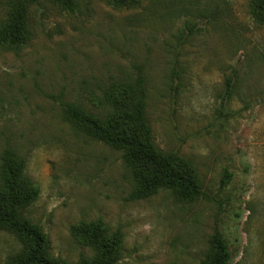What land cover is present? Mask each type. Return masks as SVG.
<instances>
[{
  "label": "rangeland",
  "instance_id": "374dc122",
  "mask_svg": "<svg viewBox=\"0 0 264 264\" xmlns=\"http://www.w3.org/2000/svg\"><path fill=\"white\" fill-rule=\"evenodd\" d=\"M20 3L28 40L0 43V172L6 150L26 161L40 195L24 217L50 255L94 261L92 228L120 251L115 264H204L218 230L232 264H264V12L254 0H75L73 10L0 0V31ZM138 74L155 145L204 196L135 197L122 153L67 119L71 104L108 120L102 93ZM21 250L0 230V264Z\"/></svg>",
  "mask_w": 264,
  "mask_h": 264
},
{
  "label": "trees",
  "instance_id": "16d2710c",
  "mask_svg": "<svg viewBox=\"0 0 264 264\" xmlns=\"http://www.w3.org/2000/svg\"><path fill=\"white\" fill-rule=\"evenodd\" d=\"M64 10H73L75 0H54ZM125 3V0H117ZM264 12V0H254ZM27 5L14 6L7 22L0 31V43L25 45L27 37ZM117 87V85H119ZM147 82L137 75L129 82H119L102 93V102L111 110L109 119L102 120L77 106L64 107L67 119L92 137L120 151L132 173L137 198L154 193L158 189L182 192L193 197L205 195L202 185L175 171V156L164 153L155 145L146 120ZM227 87L231 88L230 79ZM230 91V90H228ZM26 161L6 150L1 159L0 172V230L14 234L22 245L21 253L12 264H66L49 253L46 234L40 226L29 222L24 211L39 197V188L25 176ZM90 242L96 256L94 261L82 260L78 264H115L120 251L110 245L111 238L96 237L88 228ZM214 251L204 264H232L233 257L228 238L216 230L213 235Z\"/></svg>",
  "mask_w": 264,
  "mask_h": 264
}]
</instances>
